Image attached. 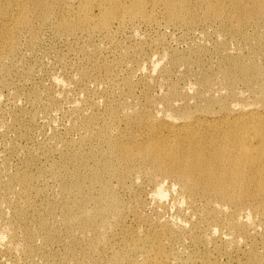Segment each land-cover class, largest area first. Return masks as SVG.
<instances>
[{
  "label": "rangeland",
  "instance_id": "1",
  "mask_svg": "<svg viewBox=\"0 0 264 264\" xmlns=\"http://www.w3.org/2000/svg\"><path fill=\"white\" fill-rule=\"evenodd\" d=\"M4 1L8 0H0V3ZM83 1L61 0L62 13L72 20ZM59 5L55 15L44 24L40 23L38 13L32 16L39 33L35 44H29L30 33L22 29L17 49L4 53L0 61V264H133L134 261L148 264L150 247L144 243L148 234L160 230L161 222L190 224L180 213V206L185 207L187 199L175 178L151 182L143 173L145 170L139 165L133 166L132 175L122 182L106 177L112 188L110 197L101 196L99 185L92 188L83 183L81 193L93 197L85 207L87 212L100 206L108 213L105 208L108 201L113 197L120 201L118 213L106 216L112 227L101 232L98 242L102 248L95 252L86 249L89 241L99 235L94 227L83 232L76 221L62 220L60 202L69 196L60 191L61 176L50 169L53 165L64 164L63 153L93 147L81 144L87 132L82 126L83 112L92 121L91 131L108 127L114 135L118 131L125 134L132 130L126 121L113 120L110 111L115 105L121 115L151 111L178 118L186 108L198 109L203 97L224 96L230 106L263 104L264 99L257 97L260 91L257 78L254 90L239 82L235 96L227 94L220 80L217 45L225 40L227 51L231 53L246 55L249 50L229 27L214 20L190 25L173 18L168 21L162 3L154 5L151 1L147 8L154 14L152 20L142 16L123 20L112 18L103 28L87 26L73 34L58 32L56 12ZM92 6L97 8L95 2ZM200 45L205 47L200 48ZM199 49H203L200 53L203 64L179 63L174 61V56L173 59L165 56L169 52L190 57ZM84 70L89 73L83 74ZM203 71L212 78L210 90L204 89L199 77ZM127 78L132 79V85L126 82ZM181 91L186 92V98L173 95ZM167 95L173 96L168 100L165 99ZM214 109H219L218 103L214 104ZM157 130L168 133L164 127ZM99 162L101 159L91 158L83 171L97 167ZM148 171L154 173L153 168ZM23 172L35 178L32 186L39 189V193L11 180L13 175ZM10 181L11 186L6 187ZM161 186H164L162 197L158 194ZM17 207L25 209L27 222L24 223H27L26 229L31 227L32 241L27 240L21 221L15 219ZM38 215L48 223L47 230L42 229ZM96 221L99 223L101 219ZM221 225L200 223L201 231L206 232L199 243L191 241L187 229L181 230L174 262L246 264L247 246L264 252L262 225L235 232L236 238L242 239L241 243H226L218 235L212 236L209 227L221 231L217 234L227 236L231 232L227 223ZM52 230H56V235L47 239ZM125 232L136 239L126 240ZM133 244L138 245L137 251L132 248ZM29 246H36L38 252L29 254ZM85 250V258H75L74 254ZM114 254L118 259L113 261Z\"/></svg>",
  "mask_w": 264,
  "mask_h": 264
},
{
  "label": "bare ground",
  "instance_id": "2",
  "mask_svg": "<svg viewBox=\"0 0 264 264\" xmlns=\"http://www.w3.org/2000/svg\"><path fill=\"white\" fill-rule=\"evenodd\" d=\"M150 1L154 5L162 3L168 21L173 18L190 25L196 21L214 20L229 27L249 52L246 55L231 53L227 51L226 41H221L217 45L220 80L226 86L227 94L235 96L239 82L254 90L257 78L260 90L257 97L264 99V0H84L72 20L62 13L64 6L61 0H8L0 3V61L4 53L17 49L22 29L30 33L29 44H35L39 33L33 25L32 16L38 13L40 23L44 24L55 15L53 13L58 3L56 30L73 34L87 26L106 27L112 18L123 20L142 16L152 20L154 14L147 8ZM94 2L97 8L92 6ZM202 51L199 49L196 55L190 57L169 52L165 56L170 55L171 59L174 56V61L179 63L203 64ZM82 73L86 75L89 71ZM199 77L204 82V89L210 90V75L203 71ZM126 82L132 85L131 78H127ZM106 90L109 91V87ZM173 95L183 99L187 94L181 91ZM173 95H167L165 99L170 100ZM241 96L244 95L241 93ZM215 103L219 104L218 110L214 109ZM110 112L113 120L120 118L126 121L132 130L125 134L118 131L112 135L108 127H104L93 132L90 130L92 121L83 112L82 126L87 132L82 136L81 144H91L93 147L63 153L64 164L53 165L50 169L56 176H61L60 191L69 196L60 202L62 220L76 221L83 232L94 227L99 234L89 241L86 249L100 251V234L112 227L107 223L106 216L118 213L120 201L115 197L110 199L105 207L108 213L100 206L93 212H87L85 207L93 197L81 193L83 183H88L92 188L99 185L101 196L110 197L112 188L106 177H115L122 182L132 175L133 166L138 165L145 170L143 173L151 182H163L167 177L177 180L187 199L186 206H180V213L190 223L187 226L184 221L161 222L160 230L148 234L144 238L145 245L150 247L148 264H176L177 236L181 230L187 229L192 242L203 241L206 231L200 229L202 222L222 223L221 226L227 223L231 230L227 236L217 234L221 231L215 227L208 228L212 236L218 235L226 243H241L242 239L236 238L235 232H242L248 227H264V103L230 106L224 96L203 97L198 109L192 111L186 108L178 118L151 111H132L121 115L116 105L111 107ZM159 127L167 128L168 133L160 132L157 130ZM93 157L101 159V162L84 172L83 168ZM149 168H153L154 173L150 174ZM11 180L19 182L29 191L33 189L39 193V189L32 186L35 178L26 172L13 175ZM11 184L10 181L5 186ZM158 194L164 196V186L159 188ZM25 215L23 207L15 209L16 221H21L26 229ZM38 216L42 229L47 230L48 223L41 215ZM98 218L101 219L99 223L96 221ZM25 233L27 240L32 241L31 227ZM125 234L126 240L136 239L134 235ZM55 235L56 230H52L46 237L49 239ZM165 235H168L167 238ZM246 238L249 239L247 235ZM137 247V244L132 245L135 251ZM86 251L74 254L75 258H85ZM27 252H38V248L29 246ZM245 253L248 257L246 264H264V252L260 253L252 245L247 246ZM111 259L117 260L118 256L114 254ZM133 264L144 263L134 261Z\"/></svg>",
  "mask_w": 264,
  "mask_h": 264
}]
</instances>
